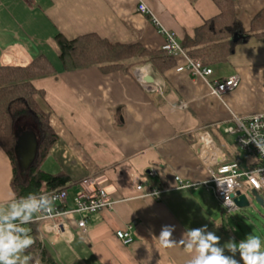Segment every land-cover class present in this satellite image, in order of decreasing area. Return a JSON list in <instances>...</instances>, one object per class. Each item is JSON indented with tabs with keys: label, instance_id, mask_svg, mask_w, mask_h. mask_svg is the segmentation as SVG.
<instances>
[{
	"label": "crops",
	"instance_id": "0c3cea01",
	"mask_svg": "<svg viewBox=\"0 0 264 264\" xmlns=\"http://www.w3.org/2000/svg\"><path fill=\"white\" fill-rule=\"evenodd\" d=\"M142 1L178 42L192 37L197 26L218 12L214 0ZM233 2L244 29L264 6V0ZM137 3L0 0V66H21L44 55L56 68V74L32 81L43 91L34 99L58 137L41 167L53 173L63 170L72 181L96 176L115 201L111 208L89 215L85 233L73 219L64 233L46 229L49 220L25 225L39 244L33 256L26 249L29 264H186L194 253L180 245L162 247L158 239L162 225H175L177 242L187 230L204 225L220 237V246L228 242L225 213L212 190L201 184L210 174L195 153L194 141L198 131L206 130L229 160L254 165L255 158L240 152L224 128L233 114L264 112V37L238 43L227 61L211 66L209 79L239 78L222 99L211 94L198 76L176 70L185 63L178 54L171 66L161 69L150 62L127 70L63 69L57 34L72 39L95 33L112 42L160 50L165 35L137 11ZM140 75L150 77L147 82L161 83L162 93L146 90ZM34 130L18 126L16 133ZM152 167L157 171L153 183L162 191L157 197H139L136 185ZM175 175L191 185L176 188ZM11 179L10 159L0 147V206L6 207L15 194ZM78 186L79 182L67 188L70 197ZM250 190L246 182L240 189L241 193ZM257 193L264 201V189ZM127 226L133 241L125 246L115 232ZM225 254L232 255L226 248ZM235 259L243 264L239 252Z\"/></svg>",
	"mask_w": 264,
	"mask_h": 264
},
{
	"label": "trees",
	"instance_id": "16d2710c",
	"mask_svg": "<svg viewBox=\"0 0 264 264\" xmlns=\"http://www.w3.org/2000/svg\"><path fill=\"white\" fill-rule=\"evenodd\" d=\"M214 3L218 12L197 26L192 37L187 36L179 42L191 59L210 68L214 64L227 61L238 43L251 37H264V6L253 16L249 28L244 29L236 14L233 0H214ZM56 42L59 47V60L65 70L87 66H98L105 71L117 68L127 70L146 62L161 69L171 66L174 61L173 56L162 49H150L139 43L112 42L95 33L82 34L72 39L57 34ZM54 74L55 66L44 55L35 57L25 65L0 66V147L10 159L11 186L17 199L29 194L49 195L54 190L67 189L79 182L72 181L63 170L53 173L41 167L58 137L49 124L48 114L34 99L35 95L41 96L43 91L37 89L32 81ZM22 117L32 120L37 138L36 155L24 175L20 173L14 152L16 124ZM38 247L35 240L28 248L31 256L37 252Z\"/></svg>",
	"mask_w": 264,
	"mask_h": 264
},
{
	"label": "built area",
	"instance_id": "2783aa9c",
	"mask_svg": "<svg viewBox=\"0 0 264 264\" xmlns=\"http://www.w3.org/2000/svg\"><path fill=\"white\" fill-rule=\"evenodd\" d=\"M137 11L147 16L157 30L165 35V41L161 49L168 55L175 56L178 54L185 59L183 65L176 67L177 71L186 70L198 76L207 83L210 93L220 99H222L223 94L237 86L239 82L237 75H231L224 79H209L212 69L203 66L199 61L191 59L181 48L175 33L165 29L159 23L144 1L138 0ZM137 77L146 90L162 93L161 83L147 82L145 75L144 78L142 75ZM179 106L183 107L185 104L180 103ZM224 131L233 136L234 144L240 152L255 158L254 165L246 167L239 161H229L227 154L215 143L206 130L197 132L194 149L198 159L210 174L209 179L201 182V184L212 190L220 205L221 212L227 214L237 209L233 196L244 182L249 184L252 190L264 189V152H260L254 143H247L251 136L264 137V112L251 115L233 114L231 123L225 127ZM156 175L157 171L153 167L146 171L144 179H141L136 185L139 197H157L161 193V188L153 183ZM174 181L176 188L191 185L177 175L174 176ZM229 181H232V183L229 184ZM53 194L60 198L54 201V211L51 216L41 218L40 214L37 213L33 218L35 222L49 220L50 225L46 229H49L52 233H64L69 219H73L76 228L85 233L89 215L104 208H111L115 202L108 196L107 191L102 186V181L96 176L81 179L79 186L71 197L67 189H58L49 193V195ZM229 199L233 201V204L227 203ZM75 215L79 217L76 218ZM115 236L125 246L133 241L130 226L117 230Z\"/></svg>",
	"mask_w": 264,
	"mask_h": 264
},
{
	"label": "clouds",
	"instance_id": "9594fccd",
	"mask_svg": "<svg viewBox=\"0 0 264 264\" xmlns=\"http://www.w3.org/2000/svg\"><path fill=\"white\" fill-rule=\"evenodd\" d=\"M249 142L254 143L260 152H264V137L251 136L247 143ZM228 183L231 184L232 181ZM59 198L55 194H29L17 199L13 194L6 207L0 206V264H29L31 257L24 253L35 240L24 225L31 223L37 213L41 218L51 216L54 201ZM227 203L231 205L233 201L229 199ZM174 231L175 225H162L158 239L164 248L180 245L194 253L186 264H239L235 259L237 252L243 264H264V251L261 250L259 236L249 235L238 243L230 239L222 247L220 237L208 231L206 225L187 230L178 242L173 237ZM225 248L232 255H226Z\"/></svg>",
	"mask_w": 264,
	"mask_h": 264
},
{
	"label": "rangeland",
	"instance_id": "374dc122",
	"mask_svg": "<svg viewBox=\"0 0 264 264\" xmlns=\"http://www.w3.org/2000/svg\"><path fill=\"white\" fill-rule=\"evenodd\" d=\"M22 126L23 129H34L32 120L22 117L16 124V128ZM247 209L237 208L229 214H225L224 232L226 240L233 239L235 242L246 239L249 235L259 236L264 251V207L255 204Z\"/></svg>",
	"mask_w": 264,
	"mask_h": 264
},
{
	"label": "water",
	"instance_id": "95a60500",
	"mask_svg": "<svg viewBox=\"0 0 264 264\" xmlns=\"http://www.w3.org/2000/svg\"><path fill=\"white\" fill-rule=\"evenodd\" d=\"M146 79L151 81L150 77H146ZM15 137L14 152L20 173L24 175L36 155L37 138L32 131L21 132L20 135L15 131ZM234 202L240 209L253 207V209L256 210L255 204L264 207V201L260 195L253 190H250L248 193H241L239 190L236 191Z\"/></svg>",
	"mask_w": 264,
	"mask_h": 264
},
{
	"label": "bare ground",
	"instance_id": "6f19581e",
	"mask_svg": "<svg viewBox=\"0 0 264 264\" xmlns=\"http://www.w3.org/2000/svg\"><path fill=\"white\" fill-rule=\"evenodd\" d=\"M140 69V68H139ZM140 73V72H139ZM228 126V125H227ZM225 129V128H224ZM224 133H226L225 131H224ZM226 134H228V133H226ZM229 135H231V134H229ZM232 136V135H231ZM233 137V136H232ZM249 185V184H248ZM250 186V185H249ZM251 187V186H250ZM241 189V188H240ZM240 189H239V191H240ZM260 190V189H259ZM259 190H254L253 189V191H255V192H257V191H259ZM241 192V191H240ZM234 197H235V195L233 196V200H234ZM236 207L238 208V206L236 205ZM230 213H232V212H230ZM227 214H229V213H227Z\"/></svg>",
	"mask_w": 264,
	"mask_h": 264
}]
</instances>
